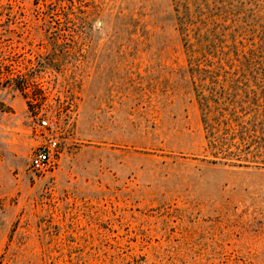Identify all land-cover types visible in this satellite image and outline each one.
<instances>
[{"label":"rangeland","instance_id":"rangeland-1","mask_svg":"<svg viewBox=\"0 0 264 264\" xmlns=\"http://www.w3.org/2000/svg\"><path fill=\"white\" fill-rule=\"evenodd\" d=\"M186 68L171 0H0V264H264V160L208 154Z\"/></svg>","mask_w":264,"mask_h":264},{"label":"trees","instance_id":"trees-1","mask_svg":"<svg viewBox=\"0 0 264 264\" xmlns=\"http://www.w3.org/2000/svg\"><path fill=\"white\" fill-rule=\"evenodd\" d=\"M235 1L171 0L208 154L264 160V128L257 129L258 123L264 124L263 57L259 47L246 49L236 41L234 31L227 32L223 25L228 15L241 13Z\"/></svg>","mask_w":264,"mask_h":264},{"label":"built area","instance_id":"built-area-1","mask_svg":"<svg viewBox=\"0 0 264 264\" xmlns=\"http://www.w3.org/2000/svg\"><path fill=\"white\" fill-rule=\"evenodd\" d=\"M39 126L44 130H50V125L46 119H41ZM44 137V141L31 153L29 165L35 173L50 171L56 164L58 142L47 133H44Z\"/></svg>","mask_w":264,"mask_h":264}]
</instances>
